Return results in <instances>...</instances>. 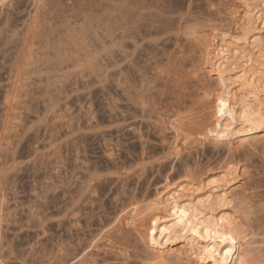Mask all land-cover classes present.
<instances>
[{"label":"rangeland","instance_id":"obj_1","mask_svg":"<svg viewBox=\"0 0 264 264\" xmlns=\"http://www.w3.org/2000/svg\"><path fill=\"white\" fill-rule=\"evenodd\" d=\"M140 1L146 7L119 27L114 0H0V264L176 263L141 233L121 249L115 219L144 209L167 183L189 184L192 169L218 172L231 157L227 145L194 135L175 152L158 114L180 103L183 113L197 109L202 85L214 83L195 75L196 37L220 25L240 30L228 0ZM263 153L250 175L232 180L262 202ZM262 224L254 238L264 247Z\"/></svg>","mask_w":264,"mask_h":264},{"label":"bare ground","instance_id":"obj_2","mask_svg":"<svg viewBox=\"0 0 264 264\" xmlns=\"http://www.w3.org/2000/svg\"><path fill=\"white\" fill-rule=\"evenodd\" d=\"M139 1L114 0V10L118 12L114 15L115 25H129L132 22V14L141 10L140 7L142 10L146 7V4L142 5V1ZM226 10L230 19L238 24V33L230 30V24L203 30L200 36L196 37V43L201 44L202 63L201 68L195 70V75L214 81L212 84L202 85L205 95L200 92V97L204 100L196 99L194 102L198 103L199 107L197 105V109L193 108L188 113H183L184 105L180 103L176 108L173 105L169 110L159 113L158 117L165 126L173 130L175 138L171 145L175 152L181 153L183 148L181 149L180 143L194 135L200 143L212 141L215 144L227 145L231 157L225 159L218 172L200 176L192 169L187 173L192 177L189 184L184 183L176 187L170 186L171 183L165 184L163 189L149 199L151 201L144 209L135 204L129 211L123 209V214L118 212L120 216L115 220L118 221L116 224H119V234L115 237L121 241L124 247L121 249H129L132 234L141 233L142 238L150 236L152 242L153 238L156 239L154 245L157 241L161 244V249L165 250V254L161 256L162 260L168 261L172 256L176 260L175 264H264V247L257 245L258 241L254 238L255 231L264 223V201L258 197L260 194L257 189L255 191L258 195L253 191L252 186L247 188L248 186L242 184V189L238 190L232 184V180L249 174L253 155L258 151L264 152V0H228ZM67 26L70 30L69 22ZM257 29L262 32L251 41L252 36L257 35ZM69 38L71 39L70 35L68 40ZM250 44L259 49L258 54L247 49ZM205 105L208 107L203 109ZM245 182L246 185L247 181ZM146 244L145 247H148ZM95 245H98L97 242ZM149 250L144 251L147 258L151 256ZM91 262L94 263V260Z\"/></svg>","mask_w":264,"mask_h":264}]
</instances>
